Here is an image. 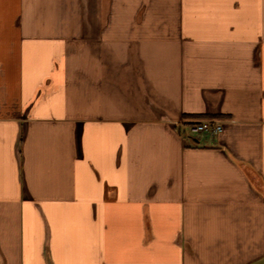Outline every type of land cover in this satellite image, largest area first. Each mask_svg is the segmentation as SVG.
<instances>
[{"label":"crops","instance_id":"crops-1","mask_svg":"<svg viewBox=\"0 0 264 264\" xmlns=\"http://www.w3.org/2000/svg\"><path fill=\"white\" fill-rule=\"evenodd\" d=\"M0 264H264V0H0Z\"/></svg>","mask_w":264,"mask_h":264},{"label":"built area","instance_id":"built-area-1","mask_svg":"<svg viewBox=\"0 0 264 264\" xmlns=\"http://www.w3.org/2000/svg\"><path fill=\"white\" fill-rule=\"evenodd\" d=\"M179 133L184 137L208 136L210 138L218 137L223 131V125L217 119H202L199 121L180 124Z\"/></svg>","mask_w":264,"mask_h":264},{"label":"rangeland","instance_id":"rangeland-1","mask_svg":"<svg viewBox=\"0 0 264 264\" xmlns=\"http://www.w3.org/2000/svg\"><path fill=\"white\" fill-rule=\"evenodd\" d=\"M199 138H203V137H199Z\"/></svg>","mask_w":264,"mask_h":264}]
</instances>
